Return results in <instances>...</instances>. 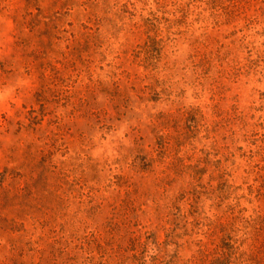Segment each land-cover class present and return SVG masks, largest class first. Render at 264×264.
Listing matches in <instances>:
<instances>
[{"label": "rangeland", "instance_id": "374dc122", "mask_svg": "<svg viewBox=\"0 0 264 264\" xmlns=\"http://www.w3.org/2000/svg\"><path fill=\"white\" fill-rule=\"evenodd\" d=\"M230 238L264 264V0H0V264Z\"/></svg>", "mask_w": 264, "mask_h": 264}, {"label": "trees", "instance_id": "16d2710c", "mask_svg": "<svg viewBox=\"0 0 264 264\" xmlns=\"http://www.w3.org/2000/svg\"><path fill=\"white\" fill-rule=\"evenodd\" d=\"M148 241V239H146ZM230 246L229 248H221V252L217 253L213 256H210L208 258V262L207 264H236L237 262L241 261V257L239 255H241V252L243 254V249L241 248L240 245H238L234 240H232V238L228 239ZM156 242H151L149 241V245H155ZM131 247H135L133 249H130L132 255H138V250H136V248L138 247V245L136 244V242L133 241V243H131ZM162 263V261H161ZM155 264H158L157 262ZM164 264V263H162Z\"/></svg>", "mask_w": 264, "mask_h": 264}]
</instances>
